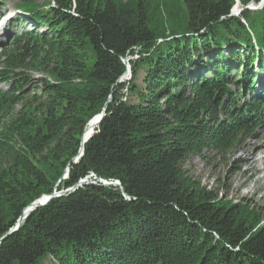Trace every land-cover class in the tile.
Instances as JSON below:
<instances>
[{
  "label": "trees",
  "instance_id": "16d2710c",
  "mask_svg": "<svg viewBox=\"0 0 264 264\" xmlns=\"http://www.w3.org/2000/svg\"><path fill=\"white\" fill-rule=\"evenodd\" d=\"M131 1L21 0L47 31L0 53V264H264L261 215L183 171L264 123L249 72L264 69V7L246 9L262 0ZM91 175L121 187L91 179L10 234Z\"/></svg>",
  "mask_w": 264,
  "mask_h": 264
},
{
  "label": "rangeland",
  "instance_id": "374dc122",
  "mask_svg": "<svg viewBox=\"0 0 264 264\" xmlns=\"http://www.w3.org/2000/svg\"><path fill=\"white\" fill-rule=\"evenodd\" d=\"M174 1L171 2V5L174 4ZM118 2L126 7L136 5V1L131 0H118ZM150 2L156 5L160 4V9L163 10L166 8L165 4L170 1L150 0ZM21 6V0H0V26H2L0 29V53L4 46L13 43L15 36H23L36 31L46 33L47 31L45 26L36 24L32 14L23 10ZM239 10H242L241 7H239ZM239 15L237 14L234 17ZM129 59L130 63L132 58ZM239 67L237 66V68ZM237 68L230 69V72L233 73H231L228 85L231 90H238L241 93L242 91L235 86L234 81L232 82V80L242 81V73H238ZM240 69L245 70L243 66ZM0 70H3L1 62ZM249 72L258 80L254 87L257 93L255 98H264V69L260 65H254L249 69ZM202 74H204L203 71ZM32 77L34 79L43 78L42 75L36 73L32 74ZM126 78L123 83L130 81L131 76ZM143 79L144 74L142 73L140 83ZM6 88V85L0 82V90H6ZM249 99H251L249 95H246L241 99V102L243 103ZM127 101L134 103L136 98H128ZM253 156H256L257 159L255 165L250 164V159ZM78 159L79 156L75 159V162ZM183 171L192 182L201 184L202 188L219 195L221 199L227 198L226 200L229 202L242 204L243 206L248 205L247 207L253 211L252 213L260 214L262 220L257 228L264 224V123L256 128L252 136L244 138L236 150L225 156L218 155L215 152L206 153L203 157L192 156L185 162ZM66 176L63 179H66ZM90 178L91 176L86 179V184L93 183L90 182Z\"/></svg>",
  "mask_w": 264,
  "mask_h": 264
},
{
  "label": "water",
  "instance_id": "95a60500",
  "mask_svg": "<svg viewBox=\"0 0 264 264\" xmlns=\"http://www.w3.org/2000/svg\"><path fill=\"white\" fill-rule=\"evenodd\" d=\"M239 7H240V3L238 2V4L233 9L232 16H236L237 14H240V13L243 12V10H239ZM263 7H264V0H262V2L258 6H256V4H254V3H252L250 6L247 7V9L248 10H251V11H257V10H261ZM129 60L128 59L127 60H124V63L127 66V72L124 75V77L121 79L120 83H123V81L126 79V77L131 76V67H130V64H129ZM107 108H108V105L105 106V108L103 109V112H102V114L100 116H97L96 118H94L88 124V128L86 129L85 134H84V137L82 139L83 145L86 144L92 138V136L94 135V132H92L91 134L88 133L89 127L93 125V127H95L97 129V128H99L101 126L102 120L104 119L105 114L107 112ZM82 155H83V148L80 151L79 158ZM86 183H87L86 182V179L85 180H82L77 186H75L73 189H71L69 191L61 192L59 194H57V192H55L53 195H51V196H44L42 199H40V200L34 202L33 204H31L29 207H27L24 210L22 216L18 220L17 226L11 231L10 234H12L13 232H16L20 228L21 224L30 216V214L33 213L34 211H36L38 208L47 206L50 203V201L53 198H55V197H60V196H62L64 194H66V193H73L75 190H77L78 188L82 187ZM103 186H105V187H111V186L121 187V185H120L119 182L106 183ZM126 199L129 200L128 197ZM3 241H4V239H2L0 241V244Z\"/></svg>",
  "mask_w": 264,
  "mask_h": 264
},
{
  "label": "bare ground",
  "instance_id": "6f19581e",
  "mask_svg": "<svg viewBox=\"0 0 264 264\" xmlns=\"http://www.w3.org/2000/svg\"><path fill=\"white\" fill-rule=\"evenodd\" d=\"M2 28V26H0V29ZM127 79V78H126ZM93 126V125H92ZM92 126H90V127H92ZM89 127V128H90ZM94 129H95V127H93ZM94 129H93V131H89V129H88V133H92V132H94ZM250 164H257V159H256V156H253L251 159H250ZM95 177V176H94ZM91 179H93V177L91 176ZM94 180V179H93ZM96 181H99L97 178H96Z\"/></svg>",
  "mask_w": 264,
  "mask_h": 264
},
{
  "label": "built area",
  "instance_id": "2783aa9c",
  "mask_svg": "<svg viewBox=\"0 0 264 264\" xmlns=\"http://www.w3.org/2000/svg\"><path fill=\"white\" fill-rule=\"evenodd\" d=\"M93 177L94 180H96V177H94V175H91ZM91 179V178H90ZM99 183H102V185L106 184L107 182L105 181H102V180H99L98 181ZM93 183H96V182H93Z\"/></svg>",
  "mask_w": 264,
  "mask_h": 264
}]
</instances>
